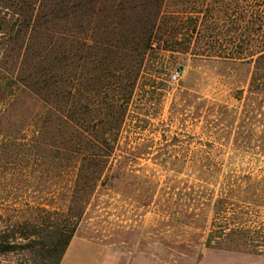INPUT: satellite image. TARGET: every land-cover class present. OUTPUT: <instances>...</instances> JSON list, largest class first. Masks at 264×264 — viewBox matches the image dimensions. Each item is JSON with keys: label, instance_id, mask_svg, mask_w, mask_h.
<instances>
[{"label": "trees", "instance_id": "16d2710c", "mask_svg": "<svg viewBox=\"0 0 264 264\" xmlns=\"http://www.w3.org/2000/svg\"><path fill=\"white\" fill-rule=\"evenodd\" d=\"M183 56L250 65L244 106L264 123V0H0V161L50 163L68 204L61 225L0 232V254L60 263L91 196L142 147L137 92Z\"/></svg>", "mask_w": 264, "mask_h": 264}, {"label": "rangeland", "instance_id": "374dc122", "mask_svg": "<svg viewBox=\"0 0 264 264\" xmlns=\"http://www.w3.org/2000/svg\"><path fill=\"white\" fill-rule=\"evenodd\" d=\"M179 62L137 92L130 115L146 110L148 122L129 137L142 147L91 196L74 236L158 264H264V123L244 106L251 67ZM66 183L48 162L1 160L0 232L63 224ZM0 264L51 263L19 249Z\"/></svg>", "mask_w": 264, "mask_h": 264}, {"label": "crops", "instance_id": "0c3cea01", "mask_svg": "<svg viewBox=\"0 0 264 264\" xmlns=\"http://www.w3.org/2000/svg\"><path fill=\"white\" fill-rule=\"evenodd\" d=\"M60 264H158L147 258L130 256L83 238H72ZM198 264H215L200 262ZM225 264V263H223Z\"/></svg>", "mask_w": 264, "mask_h": 264}, {"label": "built area", "instance_id": "2783aa9c", "mask_svg": "<svg viewBox=\"0 0 264 264\" xmlns=\"http://www.w3.org/2000/svg\"><path fill=\"white\" fill-rule=\"evenodd\" d=\"M178 79V74H174L172 77H171V80L172 81H176Z\"/></svg>", "mask_w": 264, "mask_h": 264}]
</instances>
